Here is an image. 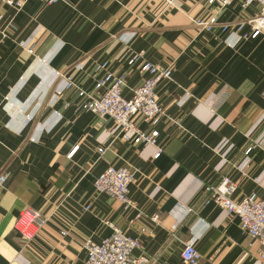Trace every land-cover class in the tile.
Segmentation results:
<instances>
[{
    "label": "crops",
    "instance_id": "1",
    "mask_svg": "<svg viewBox=\"0 0 264 264\" xmlns=\"http://www.w3.org/2000/svg\"><path fill=\"white\" fill-rule=\"evenodd\" d=\"M4 1L0 175L7 177L0 185V264H86L83 242L108 236L106 221L139 236L142 247L134 253L153 264H183V242L200 252L199 264H258V242L236 217L205 204L203 189L228 176L237 184L235 201L251 193L264 199V154H243L264 133V37L221 30L258 15L259 6L177 0V10L163 0H26L16 10ZM210 21V30L197 25ZM134 53L172 69L156 97L181 128L166 121L156 127L157 159L153 146L107 137L112 122L77 111L82 99L65 91L59 77L67 72L93 93L99 76L93 67L107 62L111 72L125 75L123 96L130 98L146 77L138 63L128 65ZM223 140L233 147L227 163L215 151ZM107 166L135 171L128 194L133 208L95 192L94 179ZM25 207L43 220L28 242L13 227Z\"/></svg>",
    "mask_w": 264,
    "mask_h": 264
},
{
    "label": "built area",
    "instance_id": "2",
    "mask_svg": "<svg viewBox=\"0 0 264 264\" xmlns=\"http://www.w3.org/2000/svg\"><path fill=\"white\" fill-rule=\"evenodd\" d=\"M26 0L10 1L4 3L16 10L22 8ZM46 5H53L64 0H37ZM166 7L178 10L177 0H163ZM218 1V0H215ZM233 1H239L242 8L253 4L259 6L258 15L242 20L238 23L222 25L221 30L226 31L232 27L241 39H255L264 37V0H219L221 7H226ZM213 21L208 23L197 22L198 26L210 30ZM249 28V33H243L244 27ZM140 65V71L146 77L131 90L130 98L123 96L125 87V75H117L109 70L107 62L95 64L93 71L99 74L95 81L94 92L86 93L77 87L67 72L59 74L63 81L65 91L76 90L82 102L76 107L77 111H85L93 114L99 119H109L112 126L106 132L107 137L119 139L133 145H150L155 147L154 159L161 153L157 147L156 139L159 135L156 127L163 121L169 125L181 128L179 120L167 117L166 111L160 105L156 97V88L163 80L170 81L172 69L170 67H159L145 59L143 53H134L128 65ZM264 120V116L261 121ZM140 123L148 126L149 130L140 127ZM254 149H259L264 154V133L259 138L250 139L243 154L248 158ZM78 150L74 146L67 154L71 159ZM233 150L232 145L223 140L215 149L216 153L227 163L226 156ZM100 154L103 149H98ZM247 163L243 165L245 171ZM7 175H0V185L3 184ZM135 178V171L125 167L107 166L94 179L95 192L103 194L111 199L117 200L126 207L133 208L134 204L129 199V187ZM237 190V184L228 176H223L216 184L204 187V203H213L218 206L227 217H236L239 227L251 240L258 242L260 249L258 253V264H264V199L256 193L244 196L239 201L233 199ZM153 222L159 221V216L151 217ZM40 215L27 207L23 208L14 220L13 227L21 238L28 242L35 230L42 224ZM111 229L108 236L99 241L90 238L83 242L86 252V264H153V260L146 254L135 250H141L142 243L139 236L125 233L120 226L106 221ZM140 232L144 228L139 229ZM180 258L183 264H199L200 252L190 242H183L180 250Z\"/></svg>",
    "mask_w": 264,
    "mask_h": 264
}]
</instances>
